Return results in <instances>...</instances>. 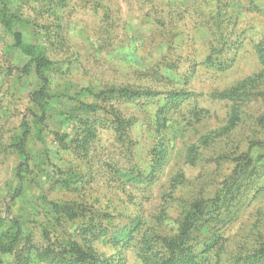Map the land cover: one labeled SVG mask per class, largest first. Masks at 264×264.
<instances>
[{"label":"rangeland","instance_id":"374dc122","mask_svg":"<svg viewBox=\"0 0 264 264\" xmlns=\"http://www.w3.org/2000/svg\"><path fill=\"white\" fill-rule=\"evenodd\" d=\"M0 264H264V0H0Z\"/></svg>","mask_w":264,"mask_h":264},{"label":"trees","instance_id":"16d2710c","mask_svg":"<svg viewBox=\"0 0 264 264\" xmlns=\"http://www.w3.org/2000/svg\"><path fill=\"white\" fill-rule=\"evenodd\" d=\"M35 62H38V61H35Z\"/></svg>","mask_w":264,"mask_h":264}]
</instances>
